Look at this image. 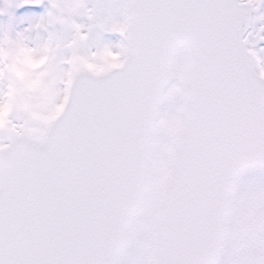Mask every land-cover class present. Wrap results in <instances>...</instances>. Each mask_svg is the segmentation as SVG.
<instances>
[{"label":"snow or ice","instance_id":"snow-or-ice-1","mask_svg":"<svg viewBox=\"0 0 264 264\" xmlns=\"http://www.w3.org/2000/svg\"><path fill=\"white\" fill-rule=\"evenodd\" d=\"M0 264H264V0H0Z\"/></svg>","mask_w":264,"mask_h":264},{"label":"rangeland","instance_id":"rangeland-1","mask_svg":"<svg viewBox=\"0 0 264 264\" xmlns=\"http://www.w3.org/2000/svg\"><path fill=\"white\" fill-rule=\"evenodd\" d=\"M24 10H21V12H23ZM39 11H42V9L41 10H39ZM175 83V82H174Z\"/></svg>","mask_w":264,"mask_h":264},{"label":"water","instance_id":"water-1","mask_svg":"<svg viewBox=\"0 0 264 264\" xmlns=\"http://www.w3.org/2000/svg\"><path fill=\"white\" fill-rule=\"evenodd\" d=\"M173 82V81H172ZM172 82H170V83H172Z\"/></svg>","mask_w":264,"mask_h":264}]
</instances>
